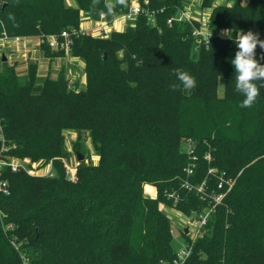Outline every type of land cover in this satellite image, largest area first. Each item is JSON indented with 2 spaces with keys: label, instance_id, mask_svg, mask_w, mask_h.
I'll use <instances>...</instances> for the list:
<instances>
[{
  "label": "trees",
  "instance_id": "16d2710c",
  "mask_svg": "<svg viewBox=\"0 0 264 264\" xmlns=\"http://www.w3.org/2000/svg\"><path fill=\"white\" fill-rule=\"evenodd\" d=\"M74 1L0 0V36L60 35L108 14L105 0ZM138 1L156 12L155 24L140 14L107 36L73 34L69 54L84 63L82 89L64 68L51 78L39 74L37 60H27L24 73L20 59L0 60L3 153L52 161L54 169L51 176L1 170L8 193L0 190V264H23L22 254L28 264H171L177 249L163 205L196 220L214 208L185 264H264V88L253 107L241 108L231 64L241 31L264 36V0H202L215 35L198 47L189 22H167L183 0ZM40 48L49 59L66 54ZM256 49L264 64V49ZM174 69L193 75L196 87L186 91ZM66 129L88 131L99 157L80 161L73 178ZM2 146L0 139V153Z\"/></svg>",
  "mask_w": 264,
  "mask_h": 264
},
{
  "label": "built area",
  "instance_id": "2783aa9c",
  "mask_svg": "<svg viewBox=\"0 0 264 264\" xmlns=\"http://www.w3.org/2000/svg\"><path fill=\"white\" fill-rule=\"evenodd\" d=\"M140 14H145L148 16V20L151 23L155 24V17L156 12L148 11L144 9L138 0H132L128 10L122 14H118L120 18H118L119 21H125L129 22V24L134 25L137 17ZM88 21V20H87ZM85 22H82L80 28L78 30H64L60 35L58 34H48V35H39L36 37L31 36H22V35H15L11 36L6 31L2 33L0 36V60H3V56L7 55L8 59H11L12 55H16L17 58L15 59H22V60H29L30 57H32L35 53L34 51L41 50L42 44H47L53 49H63L67 54H69L71 45L73 43V34L76 33H82L87 34L91 33L95 36H107L110 31H107V25L110 21L106 20V14H103L99 21L91 23V25H85ZM168 24H173L174 22H189L192 26V35L195 38L196 46H201L203 44L207 45L209 44L211 38L215 35V33L212 31L210 27V11H204V10H197L190 6H183L179 8L177 14L173 17L168 18L167 20ZM212 32L211 37L209 38L208 42V34ZM223 33V32H222ZM226 36V35H224ZM9 54H7L8 52ZM10 53L12 55H10ZM258 49H256V56H258ZM255 56V57H256ZM0 126V131H1ZM0 139L3 141L2 146V152L0 153V174L1 170L6 167L10 166L13 171H17L19 168H24L23 166L19 165L15 160H11V158H14L15 156H9L4 155V151L7 150L4 145V136L0 135ZM188 147L187 150L190 154H193V148L194 143L193 141H188ZM196 158V156H193ZM192 172V169L189 170V173ZM74 177V176H73ZM72 177V178H73ZM229 189L232 187L233 182H228ZM205 184V181L203 184H201L198 188L199 191L203 189V186ZM224 187V183L221 181L218 184V188L222 189ZM0 190H2L4 193H8L7 189V181L0 180ZM228 190L221 191L218 193L215 197V203H219L222 201V199L227 194ZM213 207L210 208V210L206 211L204 214L200 215V218L196 220V218L193 217V223L190 222L192 218H189V226H188V232L186 233L188 236L187 241H185L184 245L176 250V257L172 261L171 264H185L189 256L191 255V252L193 250L194 244L198 237H200L203 233V227L207 223L208 216L210 215V212L213 211ZM190 226H193V231L191 232ZM185 230V229H184ZM23 264H27V262H24Z\"/></svg>",
  "mask_w": 264,
  "mask_h": 264
},
{
  "label": "rangeland",
  "instance_id": "374dc122",
  "mask_svg": "<svg viewBox=\"0 0 264 264\" xmlns=\"http://www.w3.org/2000/svg\"><path fill=\"white\" fill-rule=\"evenodd\" d=\"M69 4L73 3L74 0H67ZM234 0H214V5L217 4H226V3H233ZM185 6H190L194 9H201L207 11L210 9H205L202 7V0H183ZM120 18L118 15L112 16L109 24L106 26L107 31H111L115 28L116 30H121L122 28H126L129 25V22L119 21ZM88 25H91L88 23ZM8 52V51H7ZM40 50L38 51L39 54ZM34 55L29 58V60H37L38 61V72L42 76H49L51 78H56L63 68L66 71L68 77L69 84H76L79 89L85 87L86 84V74L84 72V63L77 57H73L70 54H64L62 57H57L54 59H49L43 56L42 52L38 55L36 51H34ZM9 54V52L7 53ZM10 55H12L10 53ZM9 61L14 62L16 55H12L9 57ZM18 71L20 73H24L27 68V61L21 60L18 62ZM223 88V79L220 80V94H222ZM65 136V145L66 149L69 153V160L66 161L67 172L70 178L75 175V168L79 164L78 160V153L83 154L84 160L86 162L92 161L94 163L98 162V155L96 154L94 147L92 145L89 132L85 131L82 132V136H77V132L73 129H66L64 130ZM80 146L82 150H76V146ZM188 145L186 144V148ZM15 160L19 165L23 166L25 169L28 170L30 174L34 175H53V162L52 161H36L32 162L28 158H20L14 157L11 160ZM152 187L147 186L148 192L151 190ZM153 190V189H152ZM163 209L167 212L168 215L171 217L172 227H173V246L175 249L182 247L185 243L184 238V229L188 227L190 222L188 217L182 215L181 213L175 212L171 207L163 205ZM191 232L193 231V226H190ZM22 263L27 262L29 263V256L26 254H22Z\"/></svg>",
  "mask_w": 264,
  "mask_h": 264
},
{
  "label": "clouds",
  "instance_id": "9594fccd",
  "mask_svg": "<svg viewBox=\"0 0 264 264\" xmlns=\"http://www.w3.org/2000/svg\"><path fill=\"white\" fill-rule=\"evenodd\" d=\"M99 2L100 0H93L92 6L95 7ZM126 3L127 0H105V7L111 14L117 5L123 6ZM10 19L13 18L10 17ZM211 35L212 32L208 34V42ZM222 35L233 39L230 30H224ZM234 42L238 48L234 59L231 60L235 69L234 90L244 97L240 107L251 108L256 104L257 98L261 94L260 89L264 88V64L259 63L255 58L257 46L259 45L261 49H264V40H260L258 34L252 31L246 33L241 31ZM173 74L186 91H191L196 87V79L189 72L174 69ZM257 82H259V86ZM171 87L175 89L178 85L173 84Z\"/></svg>",
  "mask_w": 264,
  "mask_h": 264
},
{
  "label": "water",
  "instance_id": "95a60500",
  "mask_svg": "<svg viewBox=\"0 0 264 264\" xmlns=\"http://www.w3.org/2000/svg\"><path fill=\"white\" fill-rule=\"evenodd\" d=\"M237 1H238V4H241L243 0H237ZM4 5H5V4H4ZM111 18H112V14L108 13V14L106 15V20H107V21H110ZM107 57H108L107 52H104V54H103V59H107ZM6 59H7V56L4 55V56H3V60H6ZM77 156H78V160H79V161H82V160L84 159V156H83V154H81V153H78ZM193 221H194V220H193V218H192V219L190 220V222L193 223ZM188 229H189L188 227H185V230H184L185 233L188 232Z\"/></svg>",
  "mask_w": 264,
  "mask_h": 264
},
{
  "label": "crops",
  "instance_id": "0c3cea01",
  "mask_svg": "<svg viewBox=\"0 0 264 264\" xmlns=\"http://www.w3.org/2000/svg\"><path fill=\"white\" fill-rule=\"evenodd\" d=\"M71 4H75V1L73 2V3H71ZM88 23H90V21H86L85 22V25H88ZM115 29H118V28H115ZM124 28H122L121 30H123ZM258 37H259V39L260 40H264V36L263 37H261V36H259L258 35ZM39 51V50H38ZM38 51H37V54H38ZM41 53V50H40V52H39V54ZM38 54V55H39ZM22 59H20V61H21ZM149 187H152V189L151 190H149L150 192H148V190H147V186H146V188H145V190H146V192L147 193H149L150 195H152V196H155L156 195V188L155 187H153V186H149Z\"/></svg>",
  "mask_w": 264,
  "mask_h": 264
}]
</instances>
